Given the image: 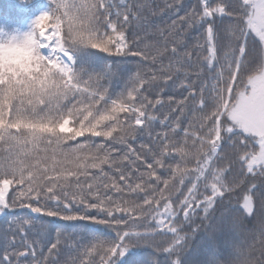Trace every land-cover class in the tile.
Listing matches in <instances>:
<instances>
[{"label": "snow or ice", "instance_id": "obj_1", "mask_svg": "<svg viewBox=\"0 0 264 264\" xmlns=\"http://www.w3.org/2000/svg\"><path fill=\"white\" fill-rule=\"evenodd\" d=\"M12 10L0 264H264V0Z\"/></svg>", "mask_w": 264, "mask_h": 264}, {"label": "trees", "instance_id": "obj_2", "mask_svg": "<svg viewBox=\"0 0 264 264\" xmlns=\"http://www.w3.org/2000/svg\"><path fill=\"white\" fill-rule=\"evenodd\" d=\"M12 2H13V0H0V22L7 20L13 14ZM241 203H242V201H241ZM198 243H199V236L197 237V239H195L192 242L191 252L193 254H195V252H196V248H197ZM75 255L76 254L74 252L66 251L64 256H63V259L70 261L75 257Z\"/></svg>", "mask_w": 264, "mask_h": 264}]
</instances>
